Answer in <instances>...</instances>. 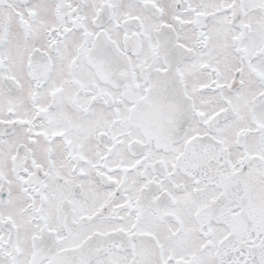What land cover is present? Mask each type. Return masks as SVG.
I'll return each instance as SVG.
<instances>
[{
	"label": "flooded vegetation",
	"instance_id": "obj_1",
	"mask_svg": "<svg viewBox=\"0 0 264 264\" xmlns=\"http://www.w3.org/2000/svg\"><path fill=\"white\" fill-rule=\"evenodd\" d=\"M0 264H264V0H0Z\"/></svg>",
	"mask_w": 264,
	"mask_h": 264
},
{
	"label": "water",
	"instance_id": "obj_2",
	"mask_svg": "<svg viewBox=\"0 0 264 264\" xmlns=\"http://www.w3.org/2000/svg\"><path fill=\"white\" fill-rule=\"evenodd\" d=\"M166 49L165 56L170 58L171 45L163 46ZM167 70L162 71L157 76V82H152L149 96L152 97L153 104L145 112L144 118L162 130L173 128L178 133L186 126L187 110L183 83L180 80L178 69H173V65L166 62ZM174 105V107H173ZM159 120V121H158ZM154 122V123H153ZM177 133V134H178ZM175 135V134H174Z\"/></svg>",
	"mask_w": 264,
	"mask_h": 264
},
{
	"label": "bare ground",
	"instance_id": "obj_3",
	"mask_svg": "<svg viewBox=\"0 0 264 264\" xmlns=\"http://www.w3.org/2000/svg\"><path fill=\"white\" fill-rule=\"evenodd\" d=\"M173 107H174V105H173Z\"/></svg>",
	"mask_w": 264,
	"mask_h": 264
}]
</instances>
